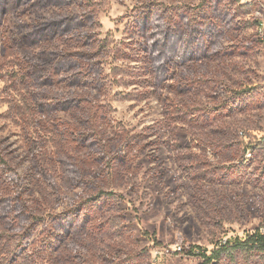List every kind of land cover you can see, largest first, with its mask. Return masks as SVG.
Wrapping results in <instances>:
<instances>
[{
  "label": "rangeland",
  "instance_id": "374dc122",
  "mask_svg": "<svg viewBox=\"0 0 264 264\" xmlns=\"http://www.w3.org/2000/svg\"><path fill=\"white\" fill-rule=\"evenodd\" d=\"M201 1L22 3L0 16V264H203L184 252L210 254L263 225V152L243 158L264 135L250 8L234 18L231 0H208L189 41L184 18L171 19L165 67L136 25L147 2ZM85 11L90 23L28 52L9 41L21 25ZM97 50L98 67L79 58L20 81L23 54ZM240 90L249 103L226 106ZM217 264H264V253Z\"/></svg>",
  "mask_w": 264,
  "mask_h": 264
},
{
  "label": "trees",
  "instance_id": "16d2710c",
  "mask_svg": "<svg viewBox=\"0 0 264 264\" xmlns=\"http://www.w3.org/2000/svg\"><path fill=\"white\" fill-rule=\"evenodd\" d=\"M0 0V16L8 11L10 7H18L22 3H27L28 7L35 5L47 6V5H58L75 3L84 7L86 5V0ZM207 4L208 0H202L197 6H179V7H164L158 3L147 2L137 9L136 14V25L139 28L138 32L143 39V45L147 51H149L153 56L159 58L158 65L160 67H165L166 65V54L168 51V42L170 37V31L172 28L171 19L184 18L185 23L188 28L187 38L189 41L194 38L198 30V20L200 18L207 19ZM224 7L225 12L230 13L232 17H237L240 15L242 9L244 10V5L241 0H231ZM245 11V10H244ZM171 17V18H168ZM92 19L91 16L85 11L82 14L76 12H68L60 18L46 19L39 23L32 25H21L15 33L10 38V42L19 50H25L26 52L28 46L37 43L39 40L52 38L56 34H61L71 30L74 27L83 26L90 23ZM252 26L256 27V21L248 18ZM241 19L238 20L240 22ZM31 29V30H30ZM144 29V30H143ZM91 34L85 33L84 38H90ZM89 42V39H85ZM8 41V40H7ZM258 42H263L258 39ZM0 44H2V39L0 37ZM98 50L95 52H70V51H54V52H38V53H28L22 55L24 59L23 65L21 67V77L20 81L23 79H28L33 75H37L46 71L51 70L52 67L55 68L57 63L67 64L70 61L74 62L76 59L83 58L87 60L91 65H98L99 58ZM63 64V65H64ZM56 72V71H55ZM45 77H50L51 75H43ZM73 75H71L72 77ZM75 78L74 82L78 83L82 79L81 75ZM41 80V78H40ZM27 83V81H26ZM25 83V85H26ZM219 93V92H218ZM222 93V92H221ZM250 94L245 90L235 91L233 95L228 93L224 95L223 101L226 106L230 103H235L236 105H246L249 103ZM70 102V100H64L61 102ZM64 104V103H63ZM67 227V224H65ZM196 247V246H195ZM246 250L247 252L257 250L264 253V231H261L259 226L255 228L251 233L247 234L245 238H235L233 240H226L222 242L219 247L213 248L210 254H205L204 252H195L194 248H188L184 253L187 255H201L203 257V264L212 263L217 264L221 261L222 254L227 255L232 258L236 251Z\"/></svg>",
  "mask_w": 264,
  "mask_h": 264
},
{
  "label": "built area",
  "instance_id": "2783aa9c",
  "mask_svg": "<svg viewBox=\"0 0 264 264\" xmlns=\"http://www.w3.org/2000/svg\"><path fill=\"white\" fill-rule=\"evenodd\" d=\"M241 2L244 6L250 8L248 13L249 18L256 21V31L258 32L259 38L264 42V0H241ZM243 136L245 135L243 134ZM244 139H246V136ZM252 145L244 153L243 158L245 162L253 158V155L259 151H262L264 156V135L257 137ZM259 228L261 231H264V223Z\"/></svg>",
  "mask_w": 264,
  "mask_h": 264
}]
</instances>
